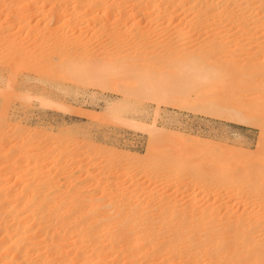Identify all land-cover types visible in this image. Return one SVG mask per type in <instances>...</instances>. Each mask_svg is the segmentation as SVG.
I'll return each mask as SVG.
<instances>
[{"label": "bare ground", "instance_id": "1", "mask_svg": "<svg viewBox=\"0 0 264 264\" xmlns=\"http://www.w3.org/2000/svg\"><path fill=\"white\" fill-rule=\"evenodd\" d=\"M39 1L0 0L1 30L13 25L23 26V22L29 21H25L27 17L41 14L51 2V9L47 10L49 21L59 24L53 34H44V42H48L52 54L49 51L47 58L43 54L46 60L41 66L37 64L39 61L33 63L39 59L33 52L30 54L34 60H28L29 48L34 51L35 39L42 37L41 34L33 35L31 28L26 36L34 37H30L29 41L31 38L32 41L27 44L14 41L16 36L13 41L0 36V45L8 43L7 56L10 52L15 60L28 58L26 60L32 62V66L37 65L35 68L39 72L51 70L54 61L63 57L72 61L74 73L100 78L103 82L106 78L110 80L111 74L115 77L117 73L131 69L133 57L144 61L156 59L160 65L176 67L174 73H179L176 82L189 85L197 95L202 88L209 87L208 96L212 97L209 104L235 101L229 110L237 120L251 118L256 106L257 110L264 111V0H41V4ZM37 4L40 8L31 11ZM32 6L29 12L27 8ZM109 19L119 21L122 26L111 41L109 36L104 39L119 45V50L112 61L105 58L101 63L89 65L94 48L88 46L93 43L105 46L103 40H96L97 35L94 37L93 34L104 33ZM84 23L86 28L82 26ZM59 31L61 35L56 36ZM85 32H90V37L86 38ZM156 34L160 35L156 43L161 44V49L152 51L150 38ZM131 40L134 43L129 47ZM80 46L87 51L82 54L84 57L70 50ZM123 47H134L133 51L142 50L144 54L131 57L124 53ZM105 55L107 57V53ZM9 58L12 63L15 61L12 56ZM9 60L5 64H9ZM134 68L129 70H133L128 72L129 75L138 74V71L134 74ZM150 74L145 77L139 73L144 79L139 80L142 88L152 91L154 86L153 89L166 95L177 89L171 82L164 83L163 77L161 82L156 80L161 86H155ZM122 86L126 90L131 88L130 84ZM223 86L229 89L222 91ZM185 88L183 93H186ZM244 95H250L251 99H245ZM252 103H256L253 109L247 108ZM150 130L154 138H160L154 125ZM156 139L153 145L157 144ZM19 145H12L8 152L0 151V264H149L148 261L164 264L167 259L175 260L170 263L174 264L191 257L196 261L204 260V264L211 261L215 264H264V185L259 186L264 182V160L253 164L254 169L246 165L243 168L249 171L246 175L238 174L237 169L229 171L218 167L213 175L209 173L222 179L221 188L225 189L226 197L236 199L232 206L224 201L216 204L221 200L218 197L212 204L198 206L197 199L190 196L192 193L190 200L187 199L191 205L184 206L178 199L186 193V188L180 191L175 188L177 193L171 191V194L157 197L149 191L148 200H145L146 195L137 192L145 182L155 187L157 176L165 181L163 188H166L177 177L176 171L184 169V165L175 160L172 162L166 155L160 157L156 146L150 149L147 165L148 157L132 165L139 168L142 179L137 181L134 177L136 181L133 179L130 183L132 188L124 194L110 188L114 180V174L107 172L110 155L92 145L84 143L87 147L79 154L66 150L63 144L52 149L46 146L37 155L19 152ZM52 153L56 159H63L60 174L64 177L74 175L68 171L71 163L78 167L80 183L76 178H70L67 186L71 190L67 189L66 193L60 191L56 174H45L40 170V162ZM123 157L118 153L112 160ZM202 169L196 168L198 172ZM243 179H253L256 185L245 188L240 184L244 183ZM86 181L91 182V187L85 184ZM200 183L204 185V182ZM174 196H179L178 201ZM201 199L204 202L207 198ZM186 206L189 207L185 209ZM222 237L230 239L229 243L225 241L229 246L219 241ZM139 249L142 252L138 253Z\"/></svg>", "mask_w": 264, "mask_h": 264}, {"label": "rangeland", "instance_id": "2", "mask_svg": "<svg viewBox=\"0 0 264 264\" xmlns=\"http://www.w3.org/2000/svg\"><path fill=\"white\" fill-rule=\"evenodd\" d=\"M39 2L41 4V0ZM50 3L46 4L43 8L44 12L42 11L41 14L33 15V18L29 16L31 19L27 17L28 19H25V21H29L23 22L24 25L21 23L23 26L13 25L10 28H3L4 30L0 28V36L9 37L11 41L16 36V40L14 41L20 40L26 43L33 35L41 34L42 37L35 39L34 43L38 45L35 47L34 44V47H32L35 48L34 51L29 48V54L33 52L34 55L39 57L38 59L33 56L35 59H38H32L34 60L33 63L36 64L39 61L37 64L40 66L43 64L45 56L46 58L49 56V51L51 50L48 48V42H44V34L54 32L56 26L59 24L49 21L50 17L47 10L51 9ZM37 5L34 6L36 8L32 6L27 8V10H31L32 8L31 11L38 10L40 5ZM30 10L29 12H31ZM66 17H69V15ZM119 23V21L109 19L103 31L104 33H100L101 31H99L93 34L94 37L97 35L95 37L96 40H103L102 42L105 46H96L95 43L91 44L92 46H88L94 48L92 49L94 53H91L92 60L89 58L91 60H89L90 63L88 61L86 64L96 65L98 61L101 63L105 58L111 61L115 58V53L119 50L120 46L113 42L108 43V40L110 39L111 41L115 37L114 34L119 33L120 29L118 27L122 26ZM83 25L86 28V23ZM31 28L33 30H30ZM29 30L34 34L28 38L26 33ZM121 30L123 29L121 28ZM7 34L13 35L14 38ZM73 34L76 35L77 32ZM85 34H87L84 35L87 38L90 37L91 33L85 32ZM60 35L61 31L56 33V36ZM106 36H109L108 40L104 39ZM153 37L152 39L150 38L151 49L152 51H159L161 44L156 42L159 40L160 35L156 34ZM30 41H32V38ZM133 43L132 40L129 41L128 46H132ZM6 46H8V43L7 45L6 43L0 45V143L2 142L0 151L2 152H8L12 145H19L21 143L18 148L19 152L37 155L45 150L46 146L52 149L54 146L63 144L66 150H70V152L76 151L79 154L80 151L85 150V147L92 145L101 152L110 155V165L108 164L110 170L107 172L111 171L114 174V180L110 183V188H116L118 191L127 194L132 188L130 183L135 178L138 181L142 177L141 171L138 170L139 168L136 169L132 165L141 163L148 157L145 163L147 165L150 149L156 146L159 149L157 154L160 157L166 155L172 162L175 160L177 163L184 165V169L182 172L176 171L177 177H174L173 183L166 188H163L166 184L165 181L157 176L158 178H155L154 183L155 187L148 186L146 184L148 182H145L137 192L141 193V196H147L149 191H152L157 197L159 195L171 194V191L177 193L176 190L180 191V189L186 188V193L188 190L190 191L186 196V193L183 195L186 198L182 199L183 196L181 198V194L179 195L181 199H178L179 196H177L178 198L174 196L175 200H182L184 206L188 203V205H191L190 203L192 202L189 201V194L191 193L193 195L191 194L190 196L197 199V201L195 200L197 204L196 202L195 204L198 206L212 204V200L217 197L221 200H217L216 204L226 202V205L231 204L230 206H232L236 199L234 197H226L224 194L225 189L221 188L223 185L222 179L215 175L210 176L209 173L213 175L214 169L218 167L228 169L229 171L237 169L238 174L246 175L249 174V171L243 169L246 165L252 168L253 164L255 165L264 160V111H261V109L257 110L258 107L256 106L255 113L251 114V118L244 119L243 121L237 120L230 115L229 110L230 106L236 104L235 101H222L219 104L216 101L214 104H209L208 101L212 100V97L208 96L209 87L202 88L203 90L197 95L189 85L184 84L182 86L180 82H176L179 79V73H174L177 72L174 71L177 70L175 69L176 67L160 65L156 59L144 61L138 60V57H133L132 60L134 62H131H133L132 65L134 66L132 68H137L138 74L134 68V74L136 73L137 75L128 74V72L133 71H129L131 68L125 73H117L118 80L116 79V75L114 77L111 74L109 77H111L110 80L113 78L112 81L106 78L102 82L100 78L91 76L90 78L87 77L88 75H83L82 77V75L79 76V74L74 73L75 71L71 70L72 61L68 58L63 59L61 57V60L55 58V65L47 72H39L35 68L37 65L32 66L34 64L30 61H32L31 55L33 54H30V59L26 58L30 60L27 61L23 59L25 57H18L22 60H15V57L13 58L11 53L12 60H15L12 63L9 60V57H11L9 55L10 52L8 51V56L5 53L7 52ZM129 47L122 48L128 56L132 57L134 54L138 56L144 54L142 50L133 51L134 47L128 49ZM70 50H73L75 55L79 54L80 57H84L82 54L87 52L83 46ZM105 53H107V57H105ZM43 56L44 58H42ZM8 60L11 64L10 62L9 64H5ZM161 71L166 72L164 74ZM141 72L144 76L147 73L154 72L150 74V77L151 79L153 77V80H155V86L161 82L160 79L163 77L164 83L171 82L177 89L172 91L173 93L166 95L162 94L163 92H160V90L153 89L155 88L153 84V87L151 86L152 91L142 88L139 84L141 79H143L139 75ZM156 80L159 82H156ZM122 84H130L131 88L126 90L122 88ZM158 85L159 87L161 86L160 84ZM180 86L186 87L184 89L186 93H183V88L182 92H180ZM228 89L229 87L223 86L221 90L225 91ZM250 95L248 97L244 95V98L251 99ZM255 105L256 103H252L247 108L253 109L252 107ZM238 115L244 116L243 113H238ZM152 125L158 130L160 138L156 139L152 136V131H149ZM154 139L158 141L156 145H153L155 143ZM36 140L43 142H37ZM74 142L77 143L75 144ZM84 143L85 145H89L85 146ZM118 153L124 155V157L112 160V157ZM53 155L54 153L51 156L49 155L50 159L47 158L40 162V170H44L45 174H56L60 180L58 183L61 186L60 191L66 193L69 191L67 189H70L67 186L70 185L68 183L70 178H76V181L80 183L79 177L81 176L78 174L77 163H74L76 166H73L72 163L69 165L68 171L74 175L67 176L69 177L67 178L60 174L63 159L58 160ZM198 166L203 168L202 171L198 172L196 170ZM161 169L164 168L161 167ZM118 176L119 178H117ZM200 182H204V185ZM242 182L244 183L240 184L244 185L245 188L252 187L251 184L256 185L253 179L249 181L243 179ZM234 183L239 182L234 181ZM85 184L91 187V182L86 181ZM102 185L104 186V184ZM261 185H264V182L263 184H259V186ZM202 197L207 199L203 202ZM146 199L148 200V196L147 198L145 197ZM221 239L218 240L222 244L225 241L229 243L230 240L227 237L225 239L222 237ZM226 242L224 246H229ZM148 244L144 246V250H146ZM140 252H142V249L138 250V253ZM196 260L191 257L183 263L174 264H204L205 262L204 260ZM174 261L167 259L164 264H170ZM148 263L150 264V261ZM210 264H215V261H211Z\"/></svg>", "mask_w": 264, "mask_h": 264}]
</instances>
